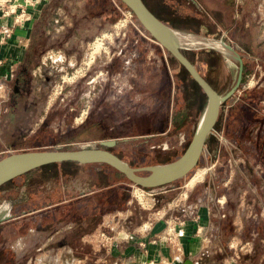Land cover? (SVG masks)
I'll return each instance as SVG.
<instances>
[{"label": "rangeland", "instance_id": "1", "mask_svg": "<svg viewBox=\"0 0 264 264\" xmlns=\"http://www.w3.org/2000/svg\"><path fill=\"white\" fill-rule=\"evenodd\" d=\"M93 1L90 0L87 5L89 7L92 5L95 10H101L99 15L89 19L80 18L79 20H72L66 14H64L61 19L63 20L62 25L64 26H57L58 29L63 28L62 30L66 35L64 37H68L67 40H72L74 42V48L72 50L48 49L41 55V58H43L45 64L49 66L52 64L50 66L51 68H58V75L50 87L51 91L49 94L51 98L49 97V100H52L58 94H61L60 100L64 99L65 96L71 93V84L83 73L98 72V75L102 76L107 71L104 70L101 65L107 63L109 57L115 58L116 63L118 62L124 66L123 71H126L127 74L126 81H121L120 84L123 85L125 83L128 95H133V93L137 91V94H135L132 99H127L126 105L124 107L126 111L131 112L134 117H144L147 110L150 109L152 103L154 104V100L156 99V95L158 93V113L165 115L166 112L169 113V111L172 110L173 113L175 112V116L180 115L181 117L185 115L184 117L188 123L187 132L185 133L184 139L172 146V148L168 149V151L165 153H157L154 155L142 154L140 156H136L135 159H132V149L139 147L141 144L138 140H126L123 144L124 147L114 146L112 151H114V153L119 155L120 158L124 159L130 164H143L149 161H157L161 159L168 160L176 156L188 141L195 123L201 113L203 102L201 88L190 77L184 67L168 51L153 42L150 39L148 33L142 27L138 26V21L136 20L132 11L128 9L126 5H122L118 0H111L114 9H102L104 6L102 0H95L94 4H92ZM142 1L151 12L156 14L161 20H163L176 31L178 40L180 39L179 44L181 51L190 58L192 63L197 69H199V71L202 72V44L207 41L209 43L215 44V46H218L222 53H219V70L216 74L218 77H216V85L219 88L225 85L234 88V86L238 84L234 83L237 62L235 58H232L230 55H228V53L231 51L221 47L219 41L216 44L214 41L210 42V40H205L204 36H202V24L199 21L200 18H202V11L196 12L191 8H179L178 6L174 7L173 5L168 4V0H165L166 2L164 0ZM257 1L264 2V0ZM237 3H242L244 5V9L249 5L248 0H237ZM174 10H176L177 13H173ZM90 12H92V10ZM174 14H185V16H190L189 18H182ZM222 15L223 25H230L231 27L229 30L226 29L224 33L216 36V38L219 39L224 37L231 40L233 37V39H236L238 34H236L234 31L232 23H230L231 17L229 10L226 13L223 12ZM178 20L183 21V23L179 22ZM87 23L93 25V27L89 28L88 31L86 30L82 32V30L77 29L82 24L85 25ZM66 44H68V42H66ZM247 66L248 72L245 76V79L247 82H249L248 88H252L250 86H252L251 84L255 82V75L253 74L250 77L249 73H251L252 67H254V62L250 59L247 63ZM50 67L48 69H50ZM39 68L41 67L39 66ZM150 73L155 75L157 74V77L155 78L158 79L157 85L159 91L157 93L153 92L155 94L153 97L145 95L146 91L151 89V84L156 83H148L146 81V78L147 76H150ZM119 78L123 80V76L115 77L117 80ZM162 78H165L166 88H169V91L173 86V91L171 93L167 90L164 92L162 89H160L162 88ZM7 83L8 80L0 81V118L2 121L4 120L5 116L3 115V98L6 95V90L9 88ZM233 84L234 86H232ZM86 93L87 92L85 90L82 93V96H86ZM163 94H169V96L166 97ZM257 106H264V102H258ZM116 112L119 113L120 108H117ZM132 127L133 126H126L118 129H111L110 133L115 132L119 134V131L130 132ZM248 130H250L249 133H247ZM108 131L109 129H102L100 131L95 130L94 132L86 130L81 131L82 133L79 134H85V136L89 135L92 137L95 135H102V133H108ZM236 131H238L236 125L234 123H229L226 127H222V132L220 133L224 136V139H226L225 142L227 144L228 151L233 155L234 161L231 159H221V157L218 156L216 160H212V158L211 161L208 162L211 163L209 168L205 169L206 167L204 168L205 165L202 162L201 151L196 162L183 175L179 176L170 183L149 188L151 193L146 192L148 191V188L139 187L138 185L131 183L122 173L120 174L118 173L119 171L117 172L113 169H109L101 162L78 163L77 161L73 160L56 161L41 166L38 165V167H33L24 173L21 172L12 176L10 179L3 181L0 187L1 189H6L8 185H12V187L6 191V194L11 195L18 200H22L23 203L16 204L17 209L21 206L34 207L39 205V203L42 201H45L43 200L44 196L41 197L42 193L40 190L49 188L52 191V195H54L55 187L62 186L64 189L63 192L65 194L71 192L72 190H76V188L80 187V185H92L111 181V185L107 187L110 191V198L107 199V202H110L111 204L109 207L110 210L106 212L107 218H109L110 221H115L117 219L116 223L119 225L118 227H121L120 224L123 226L130 225L132 227L134 223H139L142 221L146 223L155 216L162 215V212L165 210L166 201H168L170 197L171 200H180L184 193H189V190H197L196 193H191L192 198L197 197L200 193L198 188L202 187V174H204L205 170H210L213 171L211 173L213 176L211 177L213 183H215V179H217V184L219 187H225L228 191L231 189L230 186H232V190H234L233 198L242 202L240 205L244 208V222L247 225L248 223L250 224V221H252L251 213L253 210L251 209V202L256 201V197L253 195V193H248L245 189L242 191L245 185L243 177H245L246 174L247 176L249 175V180L251 181L250 183L255 186L254 190L256 195L260 196L259 201L262 200V194L260 190L262 188L263 178L262 173L259 170L262 168V165L255 160L254 150L252 149L253 140L246 141L237 139L238 136L243 134L247 136L250 134L252 136L254 134L252 128L250 127L245 129L244 133ZM261 131L263 130L261 129ZM63 133L68 135L66 130H64ZM214 134L216 133H212V131L209 132L204 140H206V142L211 141L210 138H214ZM53 141V144L73 146L75 142H93L96 140ZM7 142L12 143L14 147H18L20 145L33 146L36 141L0 140V148L4 147L3 144H6ZM53 144L46 143V145L49 146ZM5 152L7 151H0V154ZM39 170H44L48 173L51 172L52 174L50 177H45L42 175L44 171L39 173ZM107 171H110L109 175L107 174ZM138 172L142 173L144 171L140 170ZM228 172H231V174L233 173V175H231V177L229 176L224 184L221 183L222 175ZM238 173L240 176L239 178L236 176ZM196 175L197 177L192 179V177ZM259 183L260 186H258ZM92 206L94 207L95 204H90V207ZM247 208H250L248 214ZM22 216L30 219L32 222H38V218H45L46 215L44 213L41 215V211L36 209L32 212L23 214ZM47 217H49V215H47ZM212 227L213 226H210L211 234L214 233ZM247 227L240 225L235 226L234 231L228 229L229 232L227 236L229 237L232 231L235 233L236 229H238L240 235L245 238L254 236V238L257 239L256 236L258 234L261 236L262 230H249ZM105 228H107V230ZM103 230L106 233H110L111 231L108 226H105ZM234 235L235 236H232L231 238V244L228 246L229 249L238 248L239 243L236 241L238 236H236V233ZM37 238V233L32 234L30 236V241H35ZM0 239V244H4L6 242L12 243L14 240L9 235H1ZM241 241L243 240H240V242ZM86 242L89 243L90 241L88 240ZM259 242L261 243L262 241ZM211 244L212 243H210V246H206L212 249L215 247V245ZM253 245V240L249 239L247 242H244L239 249L243 250V252H246V248L248 246L249 248H252ZM100 250H102L101 244L96 248V251ZM1 252L4 254L2 258L4 263L2 264H6L11 260L10 258L12 251L4 249ZM238 253L239 256L242 254V256L239 258L246 257L243 253H240L239 251Z\"/></svg>", "mask_w": 264, "mask_h": 264}, {"label": "crops", "instance_id": "2", "mask_svg": "<svg viewBox=\"0 0 264 264\" xmlns=\"http://www.w3.org/2000/svg\"><path fill=\"white\" fill-rule=\"evenodd\" d=\"M89 1L40 0L32 6H28L30 17L23 24L12 26L10 35L0 42V81L9 80L15 67L19 64H26L29 67L32 63L30 59L34 54L37 55L38 65L35 66L37 71L39 66L48 69L52 65L45 64L41 58L46 50H72L74 42L67 40L68 37H64L66 35L63 28L58 29L57 26H64L62 25L63 20H61L64 14L72 20L89 19L99 15L101 10H95L92 5L89 7L87 5ZM102 1L104 3L102 9H114L111 0ZM91 10L92 12H90ZM232 19L231 17L230 23H232ZM199 21L202 24V18ZM210 22L213 23L211 25H214L213 34L216 36L231 27L223 25L222 21ZM8 23V18L0 16V25ZM92 27V24L87 23L77 29L83 32ZM202 36H208L203 27ZM227 39L229 43L237 40L233 37L231 40ZM216 48L221 50L218 46ZM237 50L240 52L243 64L248 67L247 63L250 59L247 51L240 46H237ZM262 57H264V51ZM253 62L255 63V61ZM194 67L196 68L195 65ZM197 70L204 77L202 72ZM249 76L251 77V73ZM216 77L217 75H214L209 80L212 81L214 89L218 87L216 85L218 77ZM245 81L246 85L243 89L249 87V82L246 79ZM235 86L234 88L230 87L231 98L240 96L242 91L239 84ZM202 98L203 109L205 103L203 91ZM262 107L253 106V109L259 113ZM174 113L171 114L172 125L175 128L182 123L185 115L180 117V115L175 116ZM212 133H216L214 134L215 140L208 142L204 140L205 144L203 141L200 149L205 169L209 168L211 164L208 162L212 158V160H216L218 156L221 159L234 161L233 155L228 151L226 139L220 134L221 130H216L215 126ZM53 142V140L36 141L33 146L53 144ZM33 146H23L22 148ZM212 172L205 170L202 174V187L198 188L200 193L197 197L192 198L191 194L196 193L197 190H189V193H184L180 200H171L170 197L166 201L162 215L155 216L146 223L144 221L134 223L132 227L122 224H120L121 227H118L117 219L110 221L107 218L106 212L110 210L111 205L110 202H107V199L110 198V191L107 187L111 185V181L80 185L76 190L65 194L62 186L55 187L54 195L49 188L40 190L43 194L41 197L44 196L43 200L45 201L34 207H18V211L15 207L11 211L12 216L0 220V236L9 235L14 239L13 244L8 242L0 244V264L4 263L2 259L4 254L1 252L4 249L12 251L11 260L7 262L9 264H264V175L262 176L260 190L262 200L260 201V196L256 195L254 190L255 186L250 183L249 175L246 174L243 177L245 185L242 191L245 189L256 197V201L251 202L252 221L246 225L243 216L245 215L244 208L240 205L242 202L233 198L232 186L229 191L225 187L220 188L217 179L213 183ZM107 174L109 175L110 171H107ZM231 175H233L231 172L223 174L221 183L224 184ZM236 176L239 178V173ZM9 186L12 187V185ZM146 192L151 193L149 188ZM93 203L95 206L90 207V204ZM36 209L41 211V215L44 213L45 218L41 217L38 218V222H32L22 216ZM249 211L250 208H247V214ZM240 225L248 226L249 230H262L261 236L258 234L257 239L254 236L245 238L236 229L238 248L229 249L231 238L235 236L233 233L235 226ZM105 226L111 229V231L108 230L110 233L103 230ZM210 226H213L214 233L212 234ZM105 229L107 230V228ZM228 229L233 230L229 237L227 236ZM36 233L38 238L35 241H30V236ZM248 238L253 240L254 245L252 248L248 246L246 252H243L239 248L249 240ZM85 239L90 242H86L88 240ZM240 240L243 241L240 242ZM209 242L215 247L210 249ZM100 244L102 250L96 251ZM238 251L246 257L239 258L242 254L239 256Z\"/></svg>", "mask_w": 264, "mask_h": 264}, {"label": "flooded vegetation", "instance_id": "3", "mask_svg": "<svg viewBox=\"0 0 264 264\" xmlns=\"http://www.w3.org/2000/svg\"><path fill=\"white\" fill-rule=\"evenodd\" d=\"M248 2L249 5L245 10L244 5L238 4L237 0H168V4L174 7L191 8L196 12L202 11V27L208 34V36H204V39L210 40V42L214 41V43L219 41L222 47L231 51L228 55L232 58H235V53L239 55L241 59L240 76L236 80L235 72L234 83H238L242 91L240 96L231 98V88L228 85L215 89L222 95L219 102L216 130L220 129L222 132V127H226L229 123L236 125L238 128L236 132L244 133L245 129L251 127L254 132L252 136L243 134L237 139L253 140L254 157L262 165L259 170L263 176L264 107L260 106V108L262 107L261 113H257L253 106L256 107L258 102L264 100V57H262L264 51V2L257 0H248ZM228 10L230 17L233 18L234 31L239 35L236 36L237 40L231 43L224 37L217 39L216 35L213 34L214 25H211L213 23L210 22H221L223 20L222 13H226ZM227 44L230 48L227 47ZM237 46L246 50L249 59L255 61L251 71V75H255V82L251 84L252 88L243 89L246 85L245 76L248 71L242 62ZM219 53L221 50L217 49L215 44L207 41L202 44V74L208 81L217 73ZM36 56L34 54L31 57L32 63L29 67L26 64L17 65L8 80L9 88H6V95L3 98V115H5L4 120L5 118L6 120L2 121L0 118V140H31L33 142L43 140H98L105 137L119 138L123 136L126 137L125 140H138L142 145L145 144L144 146L140 144L139 147L132 149V159H135L136 156L142 154L165 153L184 139L188 123L186 118L178 127L174 128L172 111L168 109L169 113L166 112L165 115L159 114L157 111V92L159 91L158 79L155 78L157 74L150 73V76L146 78L148 83L156 82L151 84V89L145 94L153 97L155 95L153 92L157 93L154 104L152 103L144 117H134L124 107L127 99H132L137 91L133 95H128L125 83L120 84L121 81H126L127 74L126 71H123L124 66L116 63L115 58L109 57L107 63L101 65L107 71L102 76L98 75V72L83 73L71 84V93L64 99L60 100L61 94H58L49 100L51 98L49 94L51 84L58 75L57 69L53 67L50 68V71V69L39 68L36 71L35 66L38 65ZM235 60L237 62L236 58ZM116 76H123V80L115 79ZM161 83L162 88L160 89L164 92L166 90L170 93L173 91V86L170 91L169 88H166L165 78H162ZM209 84L213 87L212 81H209ZM85 90L86 96H82ZM164 96L168 97L169 94ZM117 108H120L119 113L116 112ZM126 126H133L130 132L110 133L111 129ZM102 129H109V131L92 137L79 134L82 133L81 131L94 132ZM64 130L68 135L63 133ZM249 132L250 130L247 133ZM210 139L213 140L214 138ZM3 145L4 147L0 148V151L23 147H14L12 143L8 142ZM119 147H124V145ZM8 189L10 188L0 190V201L9 200L11 203L10 211H13L16 204L23 202L7 195Z\"/></svg>", "mask_w": 264, "mask_h": 264}, {"label": "water", "instance_id": "4", "mask_svg": "<svg viewBox=\"0 0 264 264\" xmlns=\"http://www.w3.org/2000/svg\"><path fill=\"white\" fill-rule=\"evenodd\" d=\"M130 9L150 39L168 51L188 72L205 94V103L191 135L183 149L174 157L162 162L129 164L109 146H121L126 137H105L93 142H75L72 147L61 144L10 149L0 154V183L35 166L48 162L73 160L77 162H104L121 172L131 183L152 188L170 183L183 175L195 162L206 135L217 123L222 95L198 72L181 52L176 31L152 13L142 0H121ZM227 47L230 46L227 44ZM237 59L236 80L240 76L241 59ZM144 171L139 173L138 171ZM9 200L0 201V220L12 216Z\"/></svg>", "mask_w": 264, "mask_h": 264}, {"label": "built area", "instance_id": "5", "mask_svg": "<svg viewBox=\"0 0 264 264\" xmlns=\"http://www.w3.org/2000/svg\"><path fill=\"white\" fill-rule=\"evenodd\" d=\"M38 1L40 0H0V16L9 19L7 25H0V42L10 35L12 26L21 25L30 17L28 6Z\"/></svg>", "mask_w": 264, "mask_h": 264}, {"label": "trees", "instance_id": "6", "mask_svg": "<svg viewBox=\"0 0 264 264\" xmlns=\"http://www.w3.org/2000/svg\"><path fill=\"white\" fill-rule=\"evenodd\" d=\"M122 5H125L121 0H118ZM153 13V12H152ZM173 13H177V11H175L174 10V12ZM182 13V12H181ZM156 15V14H155ZM174 15H176V14H174ZM157 16V15H156ZM176 16H179V17H182V18H189V16L190 15H187V16H185V14H183V15H180V14H177ZM158 17V16H157ZM159 18V17H158ZM160 19V18H159ZM163 21V20H162ZM179 22H182L183 23V21H180V20H178ZM138 23V26H140L141 27V25L139 24V22H137ZM181 50V49H180ZM182 52V51H181ZM183 53V52H182ZM184 54V53H183ZM185 55V54H184ZM186 56V55H185ZM187 57V56H186ZM189 60H190V58L189 57H187ZM191 61V60H190ZM192 62V61H191ZM196 83V82H195ZM197 84V83H196ZM191 135V134H190ZM66 147H72V146H66ZM114 146H109V147H107L109 150H111L112 151V148H113ZM114 152V151H113ZM116 154V153H115ZM117 155V154H116ZM119 156V155H118ZM167 160V159H166ZM62 161H70V160H62ZM162 161H165V160H163V159H161V160H157V161H149V162H146V163H150V162H162ZM48 163H50V162H48ZM102 163V162H101ZM129 163V162H128ZM45 164H47V163H45ZM102 164H104V165H106L109 169H113L114 171H117V170H115L113 167H111V166H109V165H107V164H105V163H102ZM130 164V163H129ZM132 164V163H131ZM41 165H44V164H41ZM41 165H39V166H41ZM36 167H38V166H36ZM28 171V170H27ZM44 170H39V173L41 172H43ZM62 171H65V170H62ZM26 172V171H25ZM118 172V171H117ZM22 173H24V172H22ZM65 173V172H64ZM118 173H120L121 174V172H118ZM52 173L50 172V173H48V172H46V171H44V173L42 174L43 176H45V177H50V175H51ZM53 175H56V174H53ZM40 176V175H39ZM12 178V177H11ZM10 179V178H9ZM175 180V179H174ZM174 180H172V181H174ZM6 181V180H5ZM171 181V182H172ZM2 183L3 182H1L0 183V186L2 185ZM7 187H11V186H7ZM0 189H1V187H0Z\"/></svg>", "mask_w": 264, "mask_h": 264}, {"label": "bare ground", "instance_id": "7", "mask_svg": "<svg viewBox=\"0 0 264 264\" xmlns=\"http://www.w3.org/2000/svg\"><path fill=\"white\" fill-rule=\"evenodd\" d=\"M180 38H181V37H180ZM179 40H180V39H179ZM181 40H182V39H181ZM182 43H183V42H182ZM194 177L196 178V177H197V175H196V176H193V177H192V179H193Z\"/></svg>", "mask_w": 264, "mask_h": 264}]
</instances>
